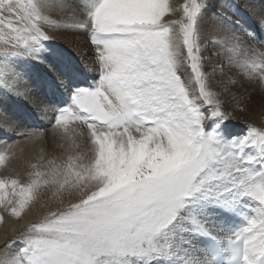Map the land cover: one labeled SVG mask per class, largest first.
Here are the masks:
<instances>
[{
    "label": "snow or ice",
    "instance_id": "obj_1",
    "mask_svg": "<svg viewBox=\"0 0 264 264\" xmlns=\"http://www.w3.org/2000/svg\"><path fill=\"white\" fill-rule=\"evenodd\" d=\"M209 7L0 0V119L51 110L69 148L83 141L23 181L0 178V208L15 217L42 189L64 204L14 252L6 241L0 264H264V127L230 131L222 98L245 81L264 89V44L242 39L224 5L206 21ZM62 25L89 37L90 64L51 48L45 28Z\"/></svg>",
    "mask_w": 264,
    "mask_h": 264
},
{
    "label": "rangeland",
    "instance_id": "obj_2",
    "mask_svg": "<svg viewBox=\"0 0 264 264\" xmlns=\"http://www.w3.org/2000/svg\"><path fill=\"white\" fill-rule=\"evenodd\" d=\"M209 5L210 7L208 9V12L206 13L207 17L208 15H212V13L218 8L213 3ZM233 5L235 7H231ZM248 9L249 7H246L242 1L235 0L229 3L227 9L225 10L229 15L233 16L234 20L239 21V27L237 28V30L238 32L240 31L242 34H244V36H240L245 40L250 39V36H247L248 39L246 38L245 33L247 32L249 34H252L250 32V30H252V28H250V20L254 19V16L250 11H248ZM51 15L53 19H55L60 15V13L53 12ZM179 17L175 19H179ZM245 25L250 28V30ZM240 27L245 28V30L242 31ZM54 29H56V31L65 29L69 31V33H76L77 37L75 38L82 40L83 43L87 42L89 46L92 47L90 45L89 37L83 30L65 25ZM45 31L49 36L52 37V40L50 42L51 48L63 58L71 60L73 55H69L68 53L72 52V49L74 50L73 52H75L76 50L80 51V49H75L73 48V46H69L70 49L67 48L66 45L68 43H64V39L61 40L58 38V35H52L46 28ZM253 39L254 38H252L251 40ZM204 41L202 42L204 43ZM253 43L258 44L256 41H254ZM207 44V49L210 50L212 48L210 46L211 43ZM259 44L258 46L261 45ZM215 46L218 47L217 45ZM86 77L87 75L81 77L82 80L80 81V86L87 87L89 85L87 81L93 80V77ZM232 87H236L238 92L243 93V96H245L246 100L244 105L249 108L250 112H255L256 110H258V112L261 113L262 116H264V94L262 95L257 91H261V89H255V86L253 84L246 81L239 86L232 85ZM0 121V123L2 124L3 120L0 119ZM0 126V153H6L8 157L7 165L0 166V178L12 177L19 178L21 179V181H23L27 178V174L29 172H32L34 170H45L49 166L50 161H55V163L60 164L67 159L68 155L75 154L77 151L83 150L82 140L77 141V143L81 145V148L79 150L76 148H69L67 141H65L60 131L54 126L51 110H49L47 115H44L36 110L29 117L20 116L18 118H13L10 125L3 123V125ZM8 131L11 132L9 133ZM33 165L36 166V169H33ZM61 199L62 198L58 194H54L53 189H42L37 200L33 202L30 207L34 210H38V213L41 214V216L43 214L42 211L46 210L47 215L49 212L56 211L64 206V204L61 203ZM64 203L66 204V201ZM29 208H26L25 210L28 211ZM24 212H22L19 217H15L10 212L0 208V217H2V219H0V235L4 234L3 229L5 228L4 226L7 225L6 223H12L14 221L20 222L23 218ZM45 216L36 219V221H34L33 223L41 221ZM29 225L18 228L10 235V241H12L14 238L17 239V243L12 244V248L17 249L20 246L18 238L23 234L24 229Z\"/></svg>",
    "mask_w": 264,
    "mask_h": 264
},
{
    "label": "bare ground",
    "instance_id": "obj_3",
    "mask_svg": "<svg viewBox=\"0 0 264 264\" xmlns=\"http://www.w3.org/2000/svg\"><path fill=\"white\" fill-rule=\"evenodd\" d=\"M208 1H209V4L213 3L214 5H216L218 7L217 10H221V5H224L223 10H226L229 3H231L232 1H235V0H230V1L228 0L229 2L225 1V0H208ZM240 1H242L246 7H249L248 11H250L252 13V15L254 16L253 17L254 19L250 20V28H252V30H253V31L252 30L251 31L252 32L258 31L261 34V37H262L263 42H264V25L261 24V16H260L261 12H264V0H258L259 2L256 0H240ZM171 2L174 5L179 6V5H182L184 3V0H171ZM230 14H232V13H230ZM180 15L181 14L178 12L174 16H169L168 19H175V18H178ZM211 18H212V15H210V16L208 15V17L205 16L206 21H208L209 23H211ZM46 29L52 35H58L59 39H61V40L64 39L63 40L64 43L65 42L68 43L66 45L67 48H69V46H73V48H75V49H80V51L76 50L77 52L76 51L73 52L74 50L72 49L71 50L72 52H70L71 54L68 53L69 55H73L71 60L69 59L70 61L75 62V63H89V64L92 62V59H93V57L91 55L92 47H90L87 42L83 43L82 40L75 38V37H77L76 33H74V34H73V32L69 33V31H67L65 29H61L59 31H56V29L49 28V27H46ZM238 33H239V35L244 36V34H242L240 31ZM246 38L248 39L247 36H246ZM209 39H210V37L206 36L204 43H206ZM251 42L253 43L254 41L251 40ZM210 46L212 48L210 50L208 49V52H215L218 50V47H216L214 44L211 43ZM255 46L259 47L258 44H256V43H255ZM85 52L89 53L88 56L82 57L81 54H83ZM220 59H223V57H220V58L212 57V61L214 63H219ZM208 70H211V69L208 68ZM219 75H220V73H217V76H219ZM88 76L93 77L94 74L93 73L87 74V77ZM87 82L90 85L91 83H93V80H88ZM214 87H215V85H214ZM255 89H261V88L255 87ZM257 91H258V93H260L262 95L264 94V89H261V91H259V90H257ZM222 98L224 100L225 110L228 111L229 113H231V121L229 123V126H230L229 130L230 131L235 132V133H240L245 128V124H252L255 127H264V116H262L261 113L258 112V110H256L255 112L249 111V108L244 105L245 101H246L245 96H243L242 92L241 93L238 92L236 87H232V85H228V92L224 93ZM0 125H3V123L2 124L0 123ZM8 132L10 133L11 131H8ZM9 133H7V134H9ZM38 212H39L38 210H34L30 207L28 209V211L25 210V212L23 214V218L20 222L14 221L12 223H6L7 225H5L4 226L5 228L3 229L4 234L0 235V254H6L5 253V247H4L5 243H6V241L10 242V235L15 230H17L18 228L23 227L25 225H29V224L33 223L34 221H36V219L46 215V210L42 211L43 212L42 216ZM15 250L16 249L12 248V246H11V248L8 249L7 251H8V253H11V252H14Z\"/></svg>",
    "mask_w": 264,
    "mask_h": 264
}]
</instances>
